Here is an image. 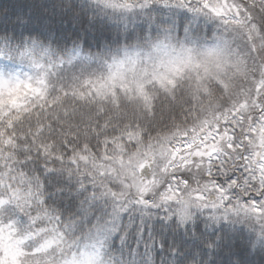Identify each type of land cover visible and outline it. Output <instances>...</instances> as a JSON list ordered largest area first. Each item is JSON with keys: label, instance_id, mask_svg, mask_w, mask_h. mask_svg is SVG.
Segmentation results:
<instances>
[{"label": "clouds", "instance_id": "obj_1", "mask_svg": "<svg viewBox=\"0 0 264 264\" xmlns=\"http://www.w3.org/2000/svg\"><path fill=\"white\" fill-rule=\"evenodd\" d=\"M154 4L183 12V23L143 12ZM86 6L90 22L132 17L146 27L98 48L0 35V264H117L98 225L71 227L79 217L64 222L46 204L50 172L121 202L151 201L180 224L206 212L243 225L249 253L264 254V195H254L264 185V112L253 108L264 0ZM226 121L234 135H212ZM204 133L193 162L181 143Z\"/></svg>", "mask_w": 264, "mask_h": 264}, {"label": "trees", "instance_id": "obj_2", "mask_svg": "<svg viewBox=\"0 0 264 264\" xmlns=\"http://www.w3.org/2000/svg\"><path fill=\"white\" fill-rule=\"evenodd\" d=\"M88 12L86 0H0V35L39 34L62 47L81 40L84 48H98L102 40L121 39L122 29L130 34L146 27L142 18L132 17H97L90 22ZM143 12L160 18L176 15L181 23L185 15L163 4ZM44 184L46 204L64 222L79 217L71 227L99 226L97 234L117 264H231L234 259L240 264H264V254H250L243 243V225L213 221L206 212L180 224L176 217L150 206L152 202H121L92 184L79 187L55 172L44 175Z\"/></svg>", "mask_w": 264, "mask_h": 264}, {"label": "snow or ice", "instance_id": "obj_3", "mask_svg": "<svg viewBox=\"0 0 264 264\" xmlns=\"http://www.w3.org/2000/svg\"><path fill=\"white\" fill-rule=\"evenodd\" d=\"M257 87L259 88V92L255 93L254 97H253V108L258 107L260 109L261 112H264V80L260 81L257 84ZM229 115H231V113H229ZM241 113H237L235 116H231V120L236 121V123H240V121L237 119L238 116H241ZM231 124V121H226L225 122V127L223 128H217L215 133H212V135H216V134H226V135H234L233 132L229 131V127L228 125ZM211 131V130H209ZM208 133H204L201 135V137L197 138L199 140L202 141V143H197L195 139H189V137L185 136L183 138V141L181 143V147L183 149L184 152H188L190 154H192V160L193 162L196 161V159L200 156V148L203 147L204 143H207L208 140H205L204 137L208 136ZM79 155V154H78ZM181 155H183V152H181ZM81 159H83V156L80 157ZM229 180L231 181V184H236L237 181L232 180L231 177H229ZM231 184L229 185V187H231ZM220 191H225L224 188H220ZM255 196H261L264 195V185H260L257 188V191L254 193ZM227 198V197H225ZM251 203L253 205L257 204L258 201L256 199H253L251 201Z\"/></svg>", "mask_w": 264, "mask_h": 264}, {"label": "rangeland", "instance_id": "obj_4", "mask_svg": "<svg viewBox=\"0 0 264 264\" xmlns=\"http://www.w3.org/2000/svg\"><path fill=\"white\" fill-rule=\"evenodd\" d=\"M150 202H151V201H148L147 203H149V204H150ZM147 203H146V204H147ZM149 204H148V205H149ZM150 206H152V205H150Z\"/></svg>", "mask_w": 264, "mask_h": 264}]
</instances>
